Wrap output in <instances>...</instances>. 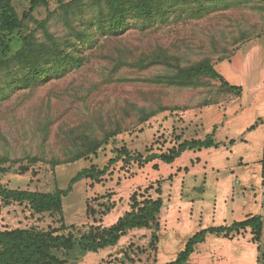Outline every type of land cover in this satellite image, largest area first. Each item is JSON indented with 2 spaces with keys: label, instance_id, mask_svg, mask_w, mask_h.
<instances>
[{
  "label": "rangeland",
  "instance_id": "obj_1",
  "mask_svg": "<svg viewBox=\"0 0 264 264\" xmlns=\"http://www.w3.org/2000/svg\"><path fill=\"white\" fill-rule=\"evenodd\" d=\"M70 1L72 0H50L48 7L37 8L33 18L26 21L21 31L8 35V53L15 54L22 46V37L29 32H35L42 38L44 33L39 23L46 19L49 30L56 36L68 34L69 29L63 19L61 6L62 3ZM94 1L96 0L84 1V14L90 19L97 11ZM17 6L22 13L28 9L29 0H18ZM170 6L172 8L167 19L157 18L154 22L142 23V19L131 17L130 30L116 42L140 50L156 45L169 47L181 53L182 65L188 66L204 59H210L214 63L229 57L240 42L264 35V0H183L178 6ZM97 37L100 40L93 49L89 43L82 45V52L89 54V61L68 76L37 87L19 88L6 85L5 94L0 97V167H5L7 172L0 173V179L7 185L45 192L54 191L57 186L66 188L79 171L91 164L84 159L67 162L79 149L75 146L78 133L71 128L80 126L83 129L94 124L98 126V120L113 118L115 121L121 120L124 126L128 125V129L119 135V147L127 145L131 151L139 150L144 156L149 153L147 147L155 151L163 150L171 143L170 139L175 140L176 135L171 123L168 122V126L164 127L165 120L169 116H175L174 122H181L183 109L176 110L172 115L170 113L173 110H165L145 124L129 128L135 117L125 115L129 110V103H132L128 101L133 100L145 105L144 94L155 95L160 100V105L182 106L187 107L186 109L194 107L197 103L194 95L198 88L205 94L203 102L218 101L228 94L229 90L219 81L208 78H201L198 87L150 83L147 78L164 72L167 66L161 63L147 68L130 64L117 66L115 63L120 55L111 45L104 42L103 31H98ZM140 91L144 93L140 95ZM119 111L117 118L115 113ZM141 127H153V130L146 129L142 133ZM80 131L85 132L86 129ZM153 131L155 138L151 135ZM113 141L114 138L99 150L98 157H93L98 165L105 166L110 158L116 157ZM142 161H145V158ZM123 162L120 160L121 164ZM129 164H124V167ZM143 167L145 169L142 170ZM159 170V166L146 165L143 162L139 165L136 162V166L125 169L118 178L122 181L130 180L131 184L125 183V192L128 195L131 190L156 183L158 176L164 172L160 173ZM136 177L134 184L131 179ZM75 186L65 198V214L87 215L83 185L77 183ZM87 186L93 205L97 203V196L100 197L104 192L107 194L110 190L99 185L95 192V189ZM11 209L5 219H0V227L34 226L49 229L60 226L58 217L49 213L44 216H32L31 213L23 214L20 208ZM90 223L77 227L83 230ZM149 233L150 231L130 233L115 247L88 253L80 259L71 258L66 264H120L123 257L120 251L128 248L131 243L134 248L138 245L146 247ZM132 256L136 262L127 264H153L152 252H132Z\"/></svg>",
  "mask_w": 264,
  "mask_h": 264
},
{
  "label": "trees",
  "instance_id": "obj_2",
  "mask_svg": "<svg viewBox=\"0 0 264 264\" xmlns=\"http://www.w3.org/2000/svg\"><path fill=\"white\" fill-rule=\"evenodd\" d=\"M17 1L0 0V97L5 94L6 85L19 88L37 87L52 83L55 79L66 77L82 68L90 59L89 54L82 52V45L89 43L93 49L100 40L97 37L98 31H103L104 42L111 45L120 55L115 65L130 64L147 68L161 63L167 66L164 72L147 78L150 83L175 87H198L201 78H208L219 81L227 89L237 90L216 70L210 59L183 66V55L169 47L156 45L140 50L116 42L120 36L122 37L130 30L131 17L142 19V23L154 22L153 20L157 18L167 19L172 8L170 5L178 6L183 0H96L94 4L97 11L91 19L84 14L85 0L62 3V16L69 29L68 34L62 37L56 36L49 30L48 19H46L39 23L43 29V37H38L35 32H29L22 37L21 48L10 55L8 53L10 50L7 48L8 35L21 31L26 21L33 18L37 8L48 7L50 4V0H29L28 9L20 13ZM141 93L144 92L140 91L139 94L142 95ZM143 96L146 99L145 105L130 99L128 101L132 103H129V110L125 115L135 117L129 124V128L145 124L165 110L174 112L187 108L160 105V100L150 93ZM119 113L120 111L115 113L116 116ZM96 124L98 126L94 124L92 127L83 128L86 129L85 132L80 131L83 130L80 126L71 128L78 133L75 146L79 149L75 155L67 159V162L82 159L93 162L95 159L93 157L99 156V150L114 138L112 143L115 144L113 152L116 157L110 159L108 165L100 167L93 162L91 166L79 171L66 188L57 186L54 191L49 192L11 188L0 179V209L17 203L29 210L32 216H44L49 213L58 217L57 220L60 221L59 227L49 229L34 226L0 228V264H66L71 258L76 260L88 253L115 247L124 236L136 229L150 231L147 236L148 243L146 247L138 245L134 248L131 243L128 248H123L120 251L123 253L120 264L135 263L136 259L132 256V252L137 254L152 252L153 264H156L162 227L161 213L164 206L161 181L136 189L130 197V209L110 226H104L101 222L103 216L110 213L116 206V203L112 201V194L97 196L96 205H93L90 199L87 200L86 214L94 220V223L83 230L75 225L66 224L65 198L72 192L74 185L83 179L102 181L111 165L118 160H123L124 163L135 160L140 165L141 162L146 164L159 158L166 163H172L186 150L219 147L221 143L217 142L213 135L205 139L184 140L180 135H176V143L168 151L155 153L147 148L152 153L144 156L140 152L132 154L126 145L119 147V135L128 129V125L124 126L121 120L115 121L109 118L103 121L98 120ZM143 130L144 128L141 127L140 131ZM143 158L145 161H142ZM6 172L5 167H0V173ZM248 228H251L253 240L259 243L264 231V215H253L232 225L203 229L188 239L185 248L179 252L175 260L165 264H195L191 261V255L197 244L205 241L210 234L234 237Z\"/></svg>",
  "mask_w": 264,
  "mask_h": 264
},
{
  "label": "crops",
  "instance_id": "obj_3",
  "mask_svg": "<svg viewBox=\"0 0 264 264\" xmlns=\"http://www.w3.org/2000/svg\"><path fill=\"white\" fill-rule=\"evenodd\" d=\"M214 67L237 90L228 89L223 99L202 104L205 94L198 88L194 95L197 103L183 110L182 121L174 122L175 116H169L164 127L168 126V122L171 123L172 129L182 140L205 139L213 135L221 145L186 150L172 163L159 158L146 163L159 166L160 173L164 171L158 176L162 184L164 206L156 264L175 260L188 239L203 229L232 225L253 215H264V35L240 42L229 57L214 61ZM175 113L171 112L170 115ZM151 135H154V131ZM172 139L163 150L152 152L168 151L176 143ZM138 152L142 153L139 150L131 151L132 154ZM93 162L98 164L95 160ZM129 163L124 167L127 163L121 164L118 160L100 182L91 179L77 182L84 188L85 212L89 199L87 185L95 192L99 185L110 188L107 194L112 193V201L116 206L103 216L101 223L104 226L116 223L130 209V197L135 190L127 195L125 183L131 184L130 180L118 178L125 169L136 166L135 160ZM135 179L137 177L131 181L134 183ZM107 194L104 192L101 196ZM11 208H20L23 214L31 213L23 205L14 203L0 209V219H5ZM64 218L67 225L94 223L88 215L65 214ZM144 230L136 229L131 233L147 232ZM263 258L264 231L258 243L253 240L251 228L234 237L210 234L205 241L197 244L191 255V261L195 264H262Z\"/></svg>",
  "mask_w": 264,
  "mask_h": 264
}]
</instances>
